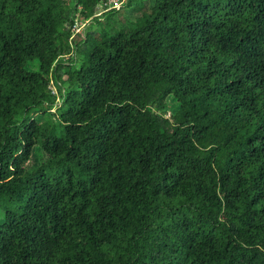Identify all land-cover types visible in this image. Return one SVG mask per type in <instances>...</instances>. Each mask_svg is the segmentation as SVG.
<instances>
[{"label":"trees","instance_id":"trees-1","mask_svg":"<svg viewBox=\"0 0 264 264\" xmlns=\"http://www.w3.org/2000/svg\"><path fill=\"white\" fill-rule=\"evenodd\" d=\"M145 1L0 0V264H264V0Z\"/></svg>","mask_w":264,"mask_h":264},{"label":"rangeland","instance_id":"rangeland-1","mask_svg":"<svg viewBox=\"0 0 264 264\" xmlns=\"http://www.w3.org/2000/svg\"><path fill=\"white\" fill-rule=\"evenodd\" d=\"M119 1H120V0H119ZM121 1H122V0H121ZM121 1H120V2H121ZM149 1H150V0H146L144 3H145V4H148ZM120 2H117V3H116V6H118ZM133 5L136 6L135 3H134ZM136 8L138 9L139 7H136ZM122 9H123V8H122ZM97 10L99 11V10H101V9H100V8H99V9L97 8ZM124 10H127V9H124ZM124 12H125V11H124ZM139 13H140L139 11H133V12H131V13H129V14H125V15H127V16H132V15L137 16ZM83 26H84V24L80 23V24H79V27H78L77 30H80V31H81L82 28H83ZM170 102H171V103H169V104H170V107H172V109H170V111H172V110L176 107V105H175V103L173 102V100H170ZM44 160H45V155L43 154V152H42L39 148L36 147V148H34V149L31 151V155L29 156V158H28V160L26 161V163H25L24 166H25L26 168H28V169H33V168L39 166Z\"/></svg>","mask_w":264,"mask_h":264},{"label":"built area","instance_id":"built-area-1","mask_svg":"<svg viewBox=\"0 0 264 264\" xmlns=\"http://www.w3.org/2000/svg\"><path fill=\"white\" fill-rule=\"evenodd\" d=\"M118 2V0H107V3H111V6H115V7H118V6H116V3ZM113 4V5H112ZM77 29H78V27H77ZM78 31V30H77Z\"/></svg>","mask_w":264,"mask_h":264}]
</instances>
